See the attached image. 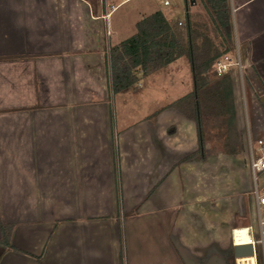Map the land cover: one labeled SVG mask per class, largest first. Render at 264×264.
Listing matches in <instances>:
<instances>
[{"label": "crops", "instance_id": "crops-1", "mask_svg": "<svg viewBox=\"0 0 264 264\" xmlns=\"http://www.w3.org/2000/svg\"><path fill=\"white\" fill-rule=\"evenodd\" d=\"M119 5L0 0V240L14 225L21 250L0 244V264H203L183 255L211 259L259 236L247 145L189 158L196 124L174 100L131 122L115 111L125 90H112L109 51L128 38ZM229 6L244 63L229 68L238 128L264 137V0Z\"/></svg>", "mask_w": 264, "mask_h": 264}, {"label": "trees", "instance_id": "trees-1", "mask_svg": "<svg viewBox=\"0 0 264 264\" xmlns=\"http://www.w3.org/2000/svg\"><path fill=\"white\" fill-rule=\"evenodd\" d=\"M200 5L205 14L194 13L188 6L184 28L180 20L171 21L162 9L143 16L135 34L110 48L111 86L114 93L122 92L138 84L142 77L186 56L193 88L168 107L196 124L199 148L189 158H205L208 142L212 143L213 153L236 155L243 149V140L237 123L232 73L230 69L222 74L216 71L217 62L235 49L229 0H200ZM13 226L1 225L0 244L21 251L10 243ZM257 258L259 261V254Z\"/></svg>", "mask_w": 264, "mask_h": 264}, {"label": "rangeland", "instance_id": "rangeland-1", "mask_svg": "<svg viewBox=\"0 0 264 264\" xmlns=\"http://www.w3.org/2000/svg\"><path fill=\"white\" fill-rule=\"evenodd\" d=\"M169 1V6H165L160 2V0H109V3L115 5L120 4L117 7L118 10L115 13L114 18H117L118 21L123 24V35L125 37H129L136 33V28L134 27L135 21L137 19H140L144 15L151 13L153 9H155V7L161 8L166 13L168 11H172L171 15L168 14L169 18L173 22L180 20L183 23V25L181 26L182 28H184V19L186 18L184 0ZM187 6L191 7L188 0ZM194 7L196 8L192 12L204 13L201 5L197 7V4H195ZM230 55L225 57L224 59L228 60V58H230L231 65L233 64V67L236 70L239 69L243 71L242 66L244 65V63L242 59H238V56L236 55V49H234V51L230 53ZM246 84L247 83L243 81L241 77L242 99H244L246 97V94L249 93V89ZM192 88L193 81L190 62L186 56H182L168 66L155 72L154 74L142 77L138 84L133 85L132 87L126 89L123 93H121L119 95L120 97H118L115 101V111L118 112L119 115L125 116V120L127 122L135 121L142 118L146 112H154L156 109L162 107L168 101L175 100L189 93ZM190 124L194 129H196L194 123L191 122ZM246 131L247 128L245 130V133H242L243 151L245 150V152L247 145ZM211 146V142H208L206 144V148H208L209 150V155L219 153V151L217 153L211 152ZM257 182L260 191L263 192L264 173L258 174ZM255 183L256 182L254 180V186ZM262 214L264 216V208L262 210ZM254 215L257 220V209L255 210ZM41 224H44V226L47 227V224H52V221L46 218L44 220H40L39 225ZM53 226L54 225H52V227ZM223 243H226V241L224 240ZM224 246H226V244ZM257 250L260 256L258 264H260V262H262V247L260 246V244L257 245Z\"/></svg>", "mask_w": 264, "mask_h": 264}, {"label": "built area", "instance_id": "built-area-1", "mask_svg": "<svg viewBox=\"0 0 264 264\" xmlns=\"http://www.w3.org/2000/svg\"><path fill=\"white\" fill-rule=\"evenodd\" d=\"M106 3L108 0H105ZM161 3H163L165 6L170 5L169 0H161ZM231 66V62L228 60H220L216 64V71L219 74L225 73L229 70ZM247 147H248V154H249V165L251 168L253 179L255 180V189H254V195L257 199V203L259 208L261 206H264V190L263 192L260 191L258 187V174L264 173V137H253L252 134L249 132L247 136ZM260 212V211H259ZM259 223H260V231L259 236L254 237L252 233H250L252 238V244L254 247V253H255V262L258 264V250L257 245L260 244L262 247V262L261 264H264V218L261 216L259 217ZM234 244L235 241L233 242ZM243 258H237V264H240V260Z\"/></svg>", "mask_w": 264, "mask_h": 264}, {"label": "flooded vegetation", "instance_id": "flooded-vegetation-1", "mask_svg": "<svg viewBox=\"0 0 264 264\" xmlns=\"http://www.w3.org/2000/svg\"><path fill=\"white\" fill-rule=\"evenodd\" d=\"M233 241V239L231 240ZM231 241L229 244L226 246H222L221 248L217 249V257L214 256L213 258H208L209 254H206L207 256L205 257H192L183 255L186 260L190 261H200L203 264H237V258L234 257L233 255V250L231 247ZM234 242V241H233Z\"/></svg>", "mask_w": 264, "mask_h": 264}, {"label": "water", "instance_id": "water-1", "mask_svg": "<svg viewBox=\"0 0 264 264\" xmlns=\"http://www.w3.org/2000/svg\"><path fill=\"white\" fill-rule=\"evenodd\" d=\"M195 2L196 0H190L191 4H194ZM231 247L235 258L255 257L254 247L252 243L233 244V241H231Z\"/></svg>", "mask_w": 264, "mask_h": 264}, {"label": "bare ground", "instance_id": "bare-ground-1", "mask_svg": "<svg viewBox=\"0 0 264 264\" xmlns=\"http://www.w3.org/2000/svg\"><path fill=\"white\" fill-rule=\"evenodd\" d=\"M247 230V229H246ZM245 229H243V228H238L234 233H235V238L234 239H236V240H238L239 242L240 241H244V239L246 240V238H245V231H246ZM249 231V230H248ZM250 237H251V235H250ZM248 240V239H247ZM234 241V240H233ZM247 243H252V238H251V241H249V242H245V243H241L240 242V244H247ZM240 264H256L255 263V258L254 257H245V258H243V259H241L240 260Z\"/></svg>", "mask_w": 264, "mask_h": 264}]
</instances>
